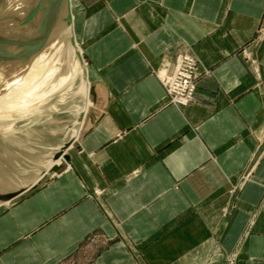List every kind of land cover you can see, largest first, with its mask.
Returning <instances> with one entry per match:
<instances>
[{
	"label": "crops",
	"instance_id": "1",
	"mask_svg": "<svg viewBox=\"0 0 264 264\" xmlns=\"http://www.w3.org/2000/svg\"><path fill=\"white\" fill-rule=\"evenodd\" d=\"M70 9L97 122L60 173L0 204V264H264V0ZM182 52L197 82L176 106L157 74Z\"/></svg>",
	"mask_w": 264,
	"mask_h": 264
},
{
	"label": "rangeland",
	"instance_id": "2",
	"mask_svg": "<svg viewBox=\"0 0 264 264\" xmlns=\"http://www.w3.org/2000/svg\"><path fill=\"white\" fill-rule=\"evenodd\" d=\"M15 1L14 5H20L18 10L20 16L28 14L26 11L28 5L35 2ZM8 2L9 0H0V12L13 6ZM38 14L40 16V13ZM263 27L264 24L260 25L256 31V37L259 39L264 35L261 30ZM15 29L17 30L14 28L12 33L8 30L0 32V191L16 189L42 173L56 148L76 133L77 113L85 107L83 96L86 87L82 82L81 63L77 61L76 53L72 55L66 44L60 42V36L40 49L31 60L24 54H11L10 57L1 58L11 53L12 43L17 47L25 43H21V39L25 37L27 31ZM10 38L13 40H9ZM77 48L80 49L79 46ZM60 49L61 53L56 59L57 51ZM239 53L249 69L258 75L259 66L253 54L245 48H241ZM81 58L85 66L82 54ZM13 63L17 66H13ZM49 66L51 74L41 86L39 82L42 73ZM32 90L35 92L34 95ZM50 175L51 173H46L36 187L43 184Z\"/></svg>",
	"mask_w": 264,
	"mask_h": 264
},
{
	"label": "water",
	"instance_id": "3",
	"mask_svg": "<svg viewBox=\"0 0 264 264\" xmlns=\"http://www.w3.org/2000/svg\"><path fill=\"white\" fill-rule=\"evenodd\" d=\"M19 6L20 5H13L11 8L9 7L10 9H4L0 12V32H3L4 30L14 31V28H17L15 31H21L24 29L27 31V34L21 39L22 42H20L25 43L21 47H17L15 43H12V46H10L11 53H8L3 57L1 56V58L4 59L10 57L11 54H24L28 56L29 60H31L40 49L45 48L55 40L59 33L65 32L64 39L68 44L74 47L76 56L81 63L83 70L81 74L82 82L85 84V66L83 65L81 54L76 47L73 36L70 1L35 0V2L31 4L33 10L31 9L32 11L28 14L24 13L23 16L18 14ZM40 8L43 10H39ZM38 13H40V18L35 16V14L37 15ZM10 24H16L17 26H7ZM9 40H13V38H10ZM95 84L96 83L91 82L88 85L87 93L91 105H88V107H85L77 113V123L83 122L84 118L88 119L91 126L97 122L96 114L93 111V104L95 103ZM87 130L81 128L78 135L72 134L56 148L55 152L50 157L48 172L56 174L60 173L65 168V161L68 160V154L66 153L67 148L73 144L77 136L85 134ZM58 159H61V161L57 163ZM36 185L37 183L31 185L25 184L23 186H18L13 190L0 191V203L9 202L19 197L24 192L36 187Z\"/></svg>",
	"mask_w": 264,
	"mask_h": 264
},
{
	"label": "built area",
	"instance_id": "4",
	"mask_svg": "<svg viewBox=\"0 0 264 264\" xmlns=\"http://www.w3.org/2000/svg\"><path fill=\"white\" fill-rule=\"evenodd\" d=\"M264 32V27L261 28ZM254 63L253 60H251ZM167 103L182 106L193 100L197 82L196 61L188 53H179L174 64L165 63L157 74Z\"/></svg>",
	"mask_w": 264,
	"mask_h": 264
},
{
	"label": "bare ground",
	"instance_id": "5",
	"mask_svg": "<svg viewBox=\"0 0 264 264\" xmlns=\"http://www.w3.org/2000/svg\"><path fill=\"white\" fill-rule=\"evenodd\" d=\"M24 1H26V0H24ZM70 1V0H69ZM15 0H9V2L8 3H11V5H14L15 4ZM33 2V1H32ZM27 4V3H26ZM30 4V3H29ZM33 4V3H32ZM22 8V7H21ZM32 8H31V5L29 6L28 5V8H27V12H31L32 10H31ZM24 10V9H23ZM22 11V10H21ZM20 11V12H21ZM25 11V12H26ZM35 16L36 17H38L39 16V14H35ZM71 16H72V13H71ZM40 17V16H39ZM38 17V18H39ZM72 30H73V25H72ZM11 32V31H10ZM12 33V32H11ZM64 34H65V32H63V34H58L57 36L59 37L60 36V42H64L65 44H66V46L68 47V50L71 52V54L73 55L74 53H75V50H74V47H72L70 44H68V42H66V40L64 39ZM19 35V34H18ZM20 36V35H19ZM73 36H74V33H73ZM9 37V36H8ZM74 41H75V39H74ZM75 44H76V41H75ZM49 47V46H48ZM76 47H78L77 45H76ZM78 49V48H77ZM79 52H80V50H79ZM60 53H61V49L59 50V51H57V54H56V59H58V56L60 55ZM81 53V52H80ZM13 56V55H12ZM35 59V58H34ZM12 60V59H11ZM13 61V60H12ZM78 62H79V60H77ZM28 63H29V61H28ZM9 65V64H8ZM12 65V64H11ZM14 65H16V64H14L13 63V66ZM4 66V65H3ZM17 66V65H16ZM22 66V65H21ZM9 67H12V66H9ZM8 67V68H9ZM39 67V66H38ZM76 68V67H75ZM3 69V68H2ZM6 69V68H5ZM23 69V68H22ZM27 69V68H26ZM38 69H40V68H38ZM29 71H31L30 69H28ZM41 70V69H40ZM21 71V70H20ZM81 71H83L82 69H81ZM7 72H8V70H7ZM33 72V71H32ZM37 73V72H36ZM4 74V72L2 73V75ZM10 74H11V72H10ZM10 74H8V75H10ZM21 74V73H20ZM51 74V67L49 66V67H47V70H45L43 73H42V79H41V82H39V85H41V86H43L44 85V83H45V81H47V79H48V77H49V75ZM82 74V73H81ZM34 75V74H33ZM4 77V76H3ZM2 77V78H3ZM35 77V76H34ZM1 78V79H2ZM9 78V77H8ZM5 79H6V77H5ZM4 79V80H5ZM34 79V78H33ZM7 81V80H6ZM8 82V81H7ZM2 84V83H1ZM7 84V83H6ZM38 85V86H39ZM88 85H89V82L87 81V79H86V81H85V87H86V89H85V96H83V97H85L84 98V105H85V107H88V105L90 104V100H89V98H88ZM33 91V95H34V90H32ZM82 107H84L83 105H82ZM84 107V108H85ZM79 111V110H78ZM77 111V112H78ZM79 133V130H78V132H77V134ZM39 139V138H38ZM59 161H61V159H58L57 160V163L59 162ZM49 165H50V163L48 162L47 163V165H46V167H45V170L44 171H42V173H40V174H38L36 177H35V179H33L32 181H29L27 184L28 185H31V184H34V183H38L45 175H46V173H50V172H48V167H49ZM6 203V202H5Z\"/></svg>",
	"mask_w": 264,
	"mask_h": 264
}]
</instances>
